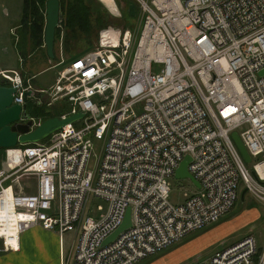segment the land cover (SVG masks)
Instances as JSON below:
<instances>
[{
    "label": "built area",
    "instance_id": "built-area-1",
    "mask_svg": "<svg viewBox=\"0 0 264 264\" xmlns=\"http://www.w3.org/2000/svg\"><path fill=\"white\" fill-rule=\"evenodd\" d=\"M97 1L110 17L131 19L121 0ZM131 3L137 27L100 29L82 56L58 53L51 87L0 70L11 105L63 102L58 119L82 115L40 142L0 150L1 253L38 228L57 236L59 264H136L225 217L239 190L264 204V0ZM91 140L102 143L92 172ZM184 157L198 188L185 179L191 191L170 203L167 179ZM92 199L106 205L95 219L86 215ZM126 209L129 227L102 245ZM197 264H264V245L257 252L247 235Z\"/></svg>",
    "mask_w": 264,
    "mask_h": 264
},
{
    "label": "rangeland",
    "instance_id": "rangeland-1",
    "mask_svg": "<svg viewBox=\"0 0 264 264\" xmlns=\"http://www.w3.org/2000/svg\"><path fill=\"white\" fill-rule=\"evenodd\" d=\"M94 1L100 4L99 1ZM86 2L87 5L85 6L87 8H93L95 10L98 9L99 11L101 10V8H99L98 5H95L96 3H92L91 0H86ZM122 2L130 4L131 0H122ZM122 2L119 1L117 3V7L119 8L121 15H125L124 5L122 4ZM20 7L21 0H0V70H21L23 75H33L40 69L46 68L44 72H41L40 74L34 76V80L37 84V87L47 89L52 86L55 73L61 69L60 66L52 68L49 67L50 65H54L59 60L58 53H60V56L63 60H68L70 57L77 54L82 56L84 53L88 52L96 46L97 33L99 30L94 31L92 35H90V38H83L80 36L77 38H72L71 35L67 31H65L63 27H61L58 20L59 29L57 30V35L54 36L53 42L55 59H48L50 64H44L43 67L40 68L41 60L43 59L42 48L39 49L42 52H32L29 57L27 56L26 58H24L23 56H26L27 54L23 56L20 55L18 48L14 44L17 38L15 33V26L20 19ZM102 10V14L100 13V15L106 21L107 26L122 27L123 22H125V24L128 23L130 27H137V24L140 23V19H137L136 16H133L129 21H118L119 19H117L116 21H114L115 19L111 20L109 17H107L104 8ZM3 11H6V16L3 14ZM40 12L43 17V8ZM107 14L109 16H112L109 12ZM19 59L23 60L22 63L19 62ZM25 78L27 77H24L23 79ZM26 104L29 105L28 103ZM35 113V115H38L40 112ZM38 117L39 118H31L34 119L35 123H39L40 121H42L40 119L41 115ZM101 144V141L91 140L88 159L85 163L86 171L92 172L93 170H95L97 159L100 154ZM167 183L169 191L168 201L170 203L179 202L182 198L183 192L191 191L190 184L185 179H167ZM239 187L241 186L239 185ZM240 191L241 190H239L238 193H240ZM96 206H101L103 208V212L105 211L106 205L103 201L92 199L86 207V215L88 217L92 219L98 217L99 213L95 209ZM250 210H254L255 212H257L258 216L253 219L250 224H245L243 225V227L234 229L240 223L239 218L243 215V212H247ZM242 217L247 216L243 215ZM224 223L226 225L223 229L217 228L218 230H215L216 228H213L218 226L219 224ZM229 228L233 229L231 230L232 232L230 231V233L227 234V230ZM211 231L213 232L208 237L196 243V238H198L199 235H201L202 233H204V235L209 234ZM247 235L253 238L256 250L260 252L261 248L264 245V204L257 202L249 194L245 193L241 201L238 196L228 214L225 217L221 218L215 224L200 231L190 233V235L188 234L174 245L163 249L155 255L145 258L137 262L136 264H197L209 258L215 251L223 249L229 244L234 243L240 238ZM71 239V234L68 233L64 234L61 238V251L64 257L69 252Z\"/></svg>",
    "mask_w": 264,
    "mask_h": 264
},
{
    "label": "water",
    "instance_id": "water-1",
    "mask_svg": "<svg viewBox=\"0 0 264 264\" xmlns=\"http://www.w3.org/2000/svg\"><path fill=\"white\" fill-rule=\"evenodd\" d=\"M58 0H46L43 4V28L41 34L42 48L44 55L49 60H54L53 51L54 32L58 27ZM126 16L132 18L134 9L132 5L126 6ZM264 74V69L258 75ZM13 89L0 86V150L12 148L16 145L33 144L46 139L51 133L57 131L62 126L72 123L82 117L80 113L67 116L63 119L56 117L48 118L40 121L34 128L30 129V121L27 120L25 105H11ZM25 95H28L26 93ZM21 118V119H19ZM22 119H26L21 123ZM20 120V121H19ZM230 138L237 149L244 163H249V157L243 149L240 141L235 133L230 134ZM189 161L188 157H184L174 170L173 178L175 180L187 179L195 188H198L197 182L188 174L186 165ZM245 194L243 189L239 193V199ZM128 209H126L122 222L119 227L112 232L104 241L103 244L111 241L119 232L129 227Z\"/></svg>",
    "mask_w": 264,
    "mask_h": 264
},
{
    "label": "trees",
    "instance_id": "trees-1",
    "mask_svg": "<svg viewBox=\"0 0 264 264\" xmlns=\"http://www.w3.org/2000/svg\"><path fill=\"white\" fill-rule=\"evenodd\" d=\"M46 0H21V7H20V19L15 26L16 31L18 33L19 39L16 44V47L19 50L20 54H23L26 43L28 42V48L30 51H35L37 49H41L42 42H41V34L43 28V17L41 15V9L43 8V4ZM90 1V0H87ZM92 3H96L101 10L103 9L100 4L91 0ZM122 2V0H121ZM59 10H58V20L61 27L67 31L72 38L83 37V38H90V35L94 31L100 30L106 27V21L100 15L102 11L95 10L93 8H87L86 0H58ZM123 5H128L123 3ZM92 5V4H91ZM36 6V7H35ZM38 6V7H37ZM105 10V9H104ZM104 12V11H103ZM106 12V10H105ZM105 15V14H104ZM107 17L111 20L114 18L110 17L106 12ZM115 19L114 21H116ZM128 19H119L118 21ZM129 24H125L123 22L122 27H127ZM55 29L54 36L57 35V30ZM43 50V48H42ZM44 51V50H43ZM79 56V54L74 55L70 58H74ZM55 59V58H54ZM29 105L25 104V111L29 117H37L41 115V120H45L48 118L56 117L58 118L61 114L67 111V106L63 102L54 103L50 107L45 106H36L31 102L26 101ZM31 103V104H30ZM35 112H40L38 115H35ZM26 146H29L27 144ZM259 252V251H257Z\"/></svg>",
    "mask_w": 264,
    "mask_h": 264
},
{
    "label": "crops",
    "instance_id": "crops-1",
    "mask_svg": "<svg viewBox=\"0 0 264 264\" xmlns=\"http://www.w3.org/2000/svg\"><path fill=\"white\" fill-rule=\"evenodd\" d=\"M3 14L6 16V11H3ZM15 33H16L17 38L14 44L16 45L19 39L16 29H15ZM42 51L39 49L35 51H30L28 48V42H27L23 54H20V53L19 54L22 56L27 54L26 56H23L24 58H26L27 56L29 57L32 52L39 53ZM22 61H23L22 59H19L20 63H22ZM44 64L48 65L50 63H49V60L45 57L44 51H43V59L41 60L40 68L43 67ZM51 66L52 65H50L49 67ZM45 69L46 68H42L33 75H30V74L23 75L21 70H17V71L21 74L23 78L27 77L25 79H29V80L31 79L30 83L34 89H43V88L37 87V84L35 83V80H34V76L40 74L41 72H44ZM243 215L247 217H242ZM243 215L241 216L242 218L241 217L239 218L240 223L238 224V226L235 228L233 227L234 229L243 227V225L245 224L246 225L250 224V222L258 216L257 212H255L254 210H250L247 212L245 211L243 212ZM225 225H226L225 223L219 224L218 226L213 227V228H216L215 230L223 229ZM233 228L231 229L229 228L227 230V234L230 233V231ZM212 232L213 231H211L209 234L204 235V233H202L201 235H199L198 236L199 239L196 238L197 239L196 243L208 237ZM59 251L60 250H59L58 238L55 234L40 230L38 228H31L23 232L20 235L18 246L15 251H9L6 253L0 252V264H59Z\"/></svg>",
    "mask_w": 264,
    "mask_h": 264
},
{
    "label": "bare ground",
    "instance_id": "bare-ground-1",
    "mask_svg": "<svg viewBox=\"0 0 264 264\" xmlns=\"http://www.w3.org/2000/svg\"><path fill=\"white\" fill-rule=\"evenodd\" d=\"M26 104V103H25ZM103 209V208H102ZM228 214V213H227ZM190 235V234H189Z\"/></svg>",
    "mask_w": 264,
    "mask_h": 264
}]
</instances>
